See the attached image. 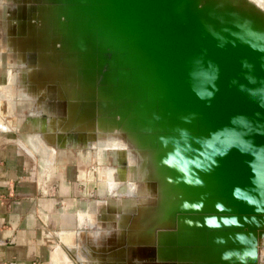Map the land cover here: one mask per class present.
Wrapping results in <instances>:
<instances>
[{"label": "water", "instance_id": "water-1", "mask_svg": "<svg viewBox=\"0 0 264 264\" xmlns=\"http://www.w3.org/2000/svg\"><path fill=\"white\" fill-rule=\"evenodd\" d=\"M18 1L25 12L74 2L131 57L156 117L167 125L173 145L168 168L189 194L174 216L188 224L172 225L157 244H140L149 257L159 264H258L264 232V12L229 1L207 8L210 23L196 0ZM10 7L9 16L0 8V42L7 46ZM14 48L8 46L18 53ZM47 96L53 103L58 98ZM153 179L148 193L155 200Z\"/></svg>", "mask_w": 264, "mask_h": 264}, {"label": "rangeland", "instance_id": "rangeland-1", "mask_svg": "<svg viewBox=\"0 0 264 264\" xmlns=\"http://www.w3.org/2000/svg\"><path fill=\"white\" fill-rule=\"evenodd\" d=\"M201 1L203 2V4L205 2L207 3L203 5ZM217 1L218 0H196L198 6L200 8L205 7L206 11L212 6H216ZM219 1L218 3H222L223 1V4H225L226 2L231 0H225L226 2H224V0H221L220 2ZM30 2L31 0H28L27 4L30 5ZM18 3H20V1L18 0H0V8L3 4L5 6V14L9 16L10 11H8L7 9H9L11 4H14L15 7V5ZM34 4H37V2H35ZM210 4L211 7H209ZM244 4L252 8H263L264 11V0H257L253 4L247 3L245 1ZM65 5H75V3L70 1L62 5L59 2H53L46 6H40V9L38 8L34 10V12L32 9H28L27 12L24 11V13H22V15L24 16V21H22L21 29L19 30L16 36L17 38H15V40L25 51L23 59L21 60V58H18L17 55L20 56L19 51L18 53H15L14 50H9L8 46L6 45L7 43H3L5 41L1 40L0 69L2 70L0 72V79L4 80V83L1 84H5V82L8 81V72L11 69L13 71L17 70L18 72L19 70L23 71L27 68H32L34 70H37L36 72L39 73L43 81L54 84L57 88L61 87L63 89V92L65 93L63 94L70 105L69 114L65 118L64 122H68L69 125L65 127L66 129H63L59 127L61 118L59 116H50V118H55L56 132L58 131V133L55 132L56 146L54 159L57 165L55 171L65 172V175L67 177L66 186L68 188L72 187L73 189L74 187L75 189L80 187V192L78 191L77 193L81 194V197H86L88 202H102L107 204L108 201H111L110 203L115 208L114 211H118L120 215L127 216L112 217L111 219H108V223L103 225L102 227L97 226L95 223L90 224L85 222L82 226L83 230H87L88 233H91V231L100 232V234H98L99 242L96 245L95 243L91 244L93 242L90 241L89 246L80 248L76 253L79 262L75 261V264H159V262L154 261V258L149 257V253L147 254L148 247L140 244H157V240H161L163 237L169 234L167 229L171 228L172 225L177 227H185L188 223L187 220L183 222H181V220L180 222H178V224H176L175 221H171V224H169L174 206L178 203L180 204L183 198L187 197L186 199H188L189 194L184 192L186 191V189L183 186L182 187L185 190H182L181 186H177L179 183L175 185L179 176L175 178L176 181L173 180L175 182H172V179L175 177V175H178L177 173L174 174L175 170H173L174 173L172 171L174 176H170L172 177L171 181L169 180L170 178H167V180H165L163 179L165 178L164 176L166 175L167 177H169L170 174H166L167 171L164 168V164L163 166L161 164L157 165L159 162L162 163L161 160H163L165 157H163V155L166 151H162L167 145L161 137L169 136L170 138L171 136L168 132L169 129L164 123L160 124V126L158 124L160 123V121L156 117V111H151L152 109H154L153 101L148 98L149 94L146 91L147 89L144 88L146 92L145 95L144 90L141 88L140 80L135 76L133 67L130 64V56H127L128 60L130 61L129 62L126 59V53L123 51V49H115L122 47L118 44L113 43L111 40L105 39L100 31L96 34L97 38L93 40L92 32L95 33V31L89 32V27H91L92 22L89 21L84 15L82 16V14L77 12L75 9L71 10V8H68V10L64 12L60 7H64ZM14 7L11 6L10 9ZM216 7L219 8V5ZM76 13H78V17L80 16L78 18V21H80L79 24H81V26L84 25L82 27L88 29L83 30L85 33L83 34V38L81 36H78L79 38H77L74 33H72V30L79 33L78 31H76ZM209 15V11H207L206 15L204 13V16L207 17L208 22L211 21L209 19ZM9 27L10 23L7 26V30L9 29ZM91 42L96 45L94 53H92L93 50H90ZM83 43H85L84 46ZM81 46H83V48L81 49L82 52H80L79 50ZM29 47H33L35 48V50H30L28 49ZM101 47L110 49H105L103 50L101 55H98L96 49H101ZM76 49L79 53H81V57L76 58L72 55V53H75L76 56L79 55ZM12 51L15 53V55H12ZM107 51L110 53L111 59L107 58L109 56L108 54L106 56L108 62L104 63V54ZM113 51H115L116 57L112 64V70L110 73V64L112 63V59L114 58ZM15 56H17L19 61L15 60ZM36 56H38V58ZM79 60L84 61L88 65L79 66ZM85 67H91L93 71L90 72V69L84 71L83 69ZM52 71H54V74ZM99 73L100 77L99 79H97L96 76ZM91 74H93V76L89 77ZM113 76L114 79L112 80ZM17 78L18 77H15L12 80L13 84L19 82L23 83L21 78ZM37 81H39V79H37ZM13 95L15 101L21 98L23 99V101L28 100L29 104L33 102V104L35 105L37 104V98L39 99V106L37 104V111H35V109L33 110L34 112L32 111V113H29V111H23L24 115H22V118H24L26 122L28 117H39L38 119L41 123L40 130H44V118H47L49 116L47 111L44 110L42 106H40V101L41 104L42 102L43 104H48L51 99L49 100L47 94H45L43 91L39 93L37 98H31L30 95L29 98H25L21 94L13 91ZM57 97V99H60L59 97L61 96ZM5 100L6 98L3 99V101ZM55 102L58 103V100H55ZM125 103L130 107L124 106ZM122 107L123 110H125L124 112H130L128 113L130 116L127 114L129 118L134 112L135 115H133L137 116L136 118L143 116V121H141L142 128L139 129L141 132H136L137 134L141 133V135L144 133L145 135L150 134L151 137L154 136L155 138L152 137L151 139V143L154 142L151 146L154 147L146 148L144 145L140 144L137 145L134 150L126 143L118 144L115 142V135L118 131L117 127H115L118 124H115L116 120L121 118V114L122 116H124V118L126 117V119H128V116L126 115L127 112L124 114L121 110ZM137 109H139L140 111ZM13 111L14 112L10 113V115L9 113L5 112V115L16 119V109H14ZM119 111L120 113H122L120 114ZM141 111H144L145 115H143L144 112L141 113ZM86 112L89 115H87ZM133 115L130 120L134 119ZM144 116H146L147 118H145ZM25 122L24 127L19 122V130L23 129L22 131L25 132V134H35L39 132V129L37 130L38 127L35 128L36 130H31L33 128L29 129L28 124ZM125 127L126 126L121 125V128L123 130H125ZM84 130H87V132H85ZM105 130H111L108 133H113L114 135L106 137L107 133ZM83 132H85V137L87 134V139L91 138V141H89V139L87 141L85 137L84 139L83 137H80V133ZM73 133L77 135L75 137H72ZM121 133L124 134V132H120V134ZM141 135H139L140 138L143 136ZM158 136H160V138ZM77 138L79 139V141L76 140ZM144 138H141V140ZM161 139L164 143L161 141ZM98 142H101L103 145L105 144V146L120 145L125 147L126 150L119 151L110 148L99 149L97 148V146L99 145ZM156 144H162V146H164H161L163 149L161 147L159 148L160 145L157 146ZM24 147L27 148L26 146ZM38 147L40 148V150L37 151L38 153H36L37 163L44 166L45 164L42 161V157L45 156L46 148H44L43 146ZM156 148H159V150L161 151H158ZM154 149H156L157 151H154ZM127 150L131 154V161L135 162L134 164L137 168L135 175L133 166L131 164L129 165L126 158ZM148 150L150 151L149 153ZM171 151L169 153L166 152V154L170 155ZM29 152L32 154L33 150H30ZM153 152H155V154L157 153V156H155L154 162H150L148 161L150 159L149 154H154ZM159 152L160 154L164 153L161 160L159 157L161 156ZM152 154L151 157L154 158ZM156 157L157 159L159 158V161L156 160ZM161 169H165V171ZM110 170H115L116 172L120 173L121 177L116 180L115 184H112V187H110V182L103 173ZM161 171H163V174L161 173ZM134 176H136L137 181H139L140 178H145L146 180L154 178L153 180L155 181L154 185H156V193L153 194L156 196L155 200H153V196L148 192L143 193L137 191L136 189H131L130 187H128V181L134 180ZM157 184L160 190V194H157ZM154 185H152V188ZM74 192L76 191L74 190ZM161 196L166 197V200L162 201ZM147 201H149V203ZM150 203H154L155 205L151 206L152 204ZM140 206L145 208L141 209ZM139 208L141 209L140 218L142 220L138 219L137 214L139 212ZM143 219L148 221L152 236L146 235L148 224H146L147 222L144 223L145 221ZM177 220H179V217ZM166 221H168L169 223L166 224ZM261 223L264 224V219L261 221ZM262 234L264 238V232ZM261 243L262 241L258 244V247H260L258 264H264V246H261ZM118 255L121 256L119 257Z\"/></svg>", "mask_w": 264, "mask_h": 264}, {"label": "crops", "instance_id": "crops-1", "mask_svg": "<svg viewBox=\"0 0 264 264\" xmlns=\"http://www.w3.org/2000/svg\"><path fill=\"white\" fill-rule=\"evenodd\" d=\"M79 61V66L82 63L88 65L84 61ZM8 74L9 79L5 84H1L4 80L0 79V264H75V261H78L72 248L79 245L83 247L90 244V241L96 245L99 242L100 232L88 233L82 229L83 224L95 223L102 227L107 215L119 213L114 211L111 201L107 204L88 202L86 197H81V194L77 193L80 187L68 188L65 172L55 171L57 167L55 159L47 169L37 163L38 152L33 151L32 154L29 152L31 144L28 137L47 131L50 117L44 118V130H40L39 117H28L25 122L22 118L23 111L29 113L34 109L37 111L39 93L25 91L20 82L13 84L12 80L18 76L15 73L11 74L10 71ZM13 91L25 98H29V95L31 98L36 97L38 106L33 102L29 104L28 100L23 101L21 98L15 101ZM45 94L52 98L56 97L50 90ZM54 100H58V103L41 104L40 101V106L49 116L63 115L66 109L63 102L59 99ZM14 109L16 119L5 115V112L10 115ZM19 122L23 127L24 122L27 123L29 129L33 128L31 130L38 127L39 132L25 134L23 129H18ZM46 149L47 158L51 160L53 149L50 145H47ZM110 149L122 151L119 148ZM103 173L108 178L110 187L120 178V173L115 170ZM142 179L144 182L148 181ZM128 187L132 188L130 180ZM178 217V222L186 220ZM66 254L70 259L65 258Z\"/></svg>", "mask_w": 264, "mask_h": 264}, {"label": "bare ground", "instance_id": "bare-ground-1", "mask_svg": "<svg viewBox=\"0 0 264 264\" xmlns=\"http://www.w3.org/2000/svg\"><path fill=\"white\" fill-rule=\"evenodd\" d=\"M198 1V0H197ZM219 1V0H218ZM218 1H217V3H216V6H218L219 5V8L221 7V6H223V1H222V3L220 4V3H218ZM232 1V0H231ZM247 2V3H251V4H253V3H255L257 0H233V2H238L237 4H244V2ZM202 2V1H201ZM205 2V1H204ZM215 2V1H214ZM224 2H226L225 0H224ZM229 2V1H228ZM205 3H207V2H205ZM205 3L203 4V2H202V4L203 5H205ZM227 3V2H226ZM198 4V3H197ZM218 4V5H217ZM208 5V4H207ZM221 5V6H220ZM76 5H65L64 7H60V8H62V10L65 12L66 10H68V8H71V10H76L77 12H79L78 11V9L75 7ZM209 6H211V4L209 5ZM13 7H14V5H13ZM25 8V6L23 7V4H21V3H18L17 4V6L15 5V7H14V9H13V12H12V17L14 18V19H12V21H13V25L12 24H10V27H9V38H8V43H9V47H11V48H16L17 50H19V52H20V56H19V58H21L22 57V53L24 52V50L22 49V47H20L19 46V44H18V42H16V40H15V38H17L16 36H17V34H18V32H19V30L21 29V24H22V21H24V16L22 15V13H24V9ZM40 9V8H39ZM204 9H205V7H204ZM261 10L263 11V8H261ZM40 11V10H39ZM48 11V10H47ZM0 12L2 13V10H0ZM264 12V11H263ZM206 14H207V12H206ZM205 14V15H206ZM83 16V15H82ZM210 16V15H209ZM80 17V16H79ZM78 17V13H76V15H75V18H76V23L75 24H77V27H76V31H78L79 33H77V32H74L73 30H72V33H74V35L77 37V38H79L78 36H81L82 38H83V34H85L84 33V31L83 30H88V29H85L84 27H82V26H84V25H82L81 26V24H79V22L80 21H78L79 18ZM205 17V16H204ZM206 19L205 20H207V17H205ZM86 19V18H85ZM88 19V18H87ZM86 19V20H87ZM210 19V18H209ZM81 20V19H80ZM89 20V19H88ZM211 20V19H210ZM36 21V20H35ZM34 21V22H35ZM208 21V20H207ZM84 22H86V21H84ZM83 22V23H84ZM89 22V21H88ZM92 22V21H91ZM212 21H210V23H211ZM85 24V23H84ZM88 24H90V23H88ZM94 24V25H93ZM86 25V24H85ZM35 26H36V23H35ZM88 27V26H87ZM23 28V27H22ZM92 31H95V33L94 32H92ZM88 32V31H87ZM89 32H92V38H93V40H95L96 38H97V36H96V34L97 33H99V31H98V29H97V27H96V25H95V22H92L91 23V27H89ZM103 36H104V38L105 39H107V40H110L108 37H106L104 34H103ZM15 40V41H14ZM113 43H115V44H117V42L116 41H112ZM112 43V44H113ZM84 44L85 43H83V46H84ZM90 45H91V48H90V50H93L92 51V53H94L95 52V47H96V45L94 44V43H90ZM83 46H81L80 47V52H82V48H83ZM105 49H110V48H103V47H101V49H96V52H98V55H101L102 54V52H103V50H105ZM115 49H123V48H115ZM76 51L78 52V50L76 49ZM79 53V52H78ZM113 53H114V58L112 59V63L110 64V73H111V70H112V64H113V62H114V59H115V57H116V55H115V51H113ZM72 55L74 56V57H76V58H78V57H81V53H79V55L78 56H76L75 55V53H72ZM128 56V54H126V57ZM131 58V57H130ZM127 60H128V57L126 58ZM129 61V60H128ZM130 62V61H129ZM80 63V62H79ZM130 64L132 65V62H130ZM82 65H83V63H82ZM132 67H133V65H132ZM16 71V70H15ZM13 71L12 69L10 70V73L12 74V73H15V75L16 76H18V78H21L22 79V81H23V83L21 82L20 84L21 85H23V87H24V89H25V91H27V92H30V93H32V92H34V93H41V92H43L44 91V93H46V91H48V90H50L51 92H54V94H55V96H61V97H59L60 99L59 100H61L62 102H63V104H64V106H65V112H64V114L63 115H61V116H59L61 119H60V126L59 127H61V128H63V129H66L65 127H67L68 125H69V123L68 122H64V120H65V118L68 116V114H69V109H70V105H69V103H68V101H67V99H66V97L64 96V92H63V89L61 88V87H56L54 84H51V83H48V82H46V81H43V79H41V76L39 75V73H37L36 71L37 70H34V69H32V68H27L26 70H24L23 72H22V70H19L18 72L16 71ZM133 71H134V74H135V76L136 77H138L139 78V76H138V73H137V70L136 69H134L133 68ZM39 72V71H38ZM53 72V74H54V71H52ZM136 73H137V75H136ZM37 79H39V81H37ZM114 79V76H113V78H112V80ZM139 80H140V78H139ZM140 83H141V88L144 90V84L141 82V80H140ZM43 84V85H42ZM102 92V91H101ZM100 92V93H101ZM64 93V94H63ZM144 93H145V95H146V92H145V90H144ZM148 93V92H147ZM103 95V94H102ZM102 95H101V97H102ZM147 97H148V95H147ZM149 99H151V97H150V95H149V97H148ZM104 101V100H103ZM151 101H152V99H151ZM128 104H126L125 103V105L124 106H127ZM123 106V105H122ZM123 106V107H124ZM123 107H122V112L125 114L126 112V115L128 114V113H130V112H128V111H126V112H124L125 110H123ZM127 107H130V106H127ZM133 107V106H132ZM135 107V106H134ZM137 108V107H136ZM131 109V108H130ZM140 109V108H139ZM139 109H137V110H139ZM120 110V111H121ZM141 110V109H140ZM139 110V111H140ZM155 111V108L154 109H152L151 111ZM120 111H119V113H120ZM134 111H135V109H134ZM138 111V112H139ZM121 112V113H122ZM131 112H132V110H131ZM144 112V111H143ZM142 111H141V113H143ZM118 113V114H119ZM120 113V114H121ZM140 113V112H139ZM155 113V112H154ZM86 114H87V112H86ZM134 115H135V112L133 113ZM133 114H131V117L130 118H132V115ZM136 114H137V111H136ZM84 115H85V112H84ZM87 115H89V114H87ZM129 115V114H128ZM127 115V116H128ZM133 115V116H134ZM141 115V114H140ZM143 115H145V112H144V114ZM130 116V115H129ZM129 116H128V119H126V117L124 118V116H122V114L120 115V119H117V120H120V121H117L116 120V123L115 124H117L115 127H117V133H116V135H115V142L116 143H118V144H122V143H126V144H128L129 145V147H131L132 149H134L137 145H140V144H142V145H144L146 148H150V147H154V146H151V145H153V143L154 142H152L151 143V139H152V137H154V136H150V134L149 135H145L143 132V136L141 135V133H138L137 134V132L136 131H140L139 129H141L142 128V122L141 121H143L142 120V117L140 116L139 118H136L137 116H134V119H132V120H130V118H129ZM85 117H87V116H85ZM123 117V118H122ZM145 118H147L146 116H144ZM144 118V119H145ZM156 118V117H155ZM152 119V118H151ZM154 120V119H153ZM157 120V119H156ZM55 118L54 117H52V118H50V125H49V128H48V130L47 131H45V132H43L42 134H38V135H30L29 137H28V141L30 142V144H31V146H30V149L31 150H33V151H39L40 150V148L38 147V146H43L44 148H46V146L47 145H50L51 147H52V149H53V151H52V157H51V160H49L48 158H47V149H46V151H45V156L44 157H42L43 159H42V161L44 162V166H45V168L44 169H47V167L49 168L51 165H52V162H53V160H54V149H55V146H56V138H55V132H56V125H55ZM158 121V120H157ZM154 123V122H153ZM159 125L160 124H163V123H161V121H160V123H158ZM121 125H124V126H126L125 127V130H123L122 128H121ZM161 126V125H160ZM58 127V128H59ZM151 127H152V125H151ZM157 127V126H156ZM69 128V127H68ZM149 130H151V129H149ZM156 130V129H155ZM120 132H124V134L123 133H121L120 134ZM141 132V131H140ZM169 132V131H168ZM56 133H58V131L56 132ZM165 133V132H164ZM163 133V134H164ZM167 133V132H166ZM170 134V133H169ZM139 135H141L142 137L141 138H144V139H142L141 140V138L139 137ZM145 135V136H144ZM155 135V134H154ZM162 135V134H161ZM151 137V138H150ZM159 138H160V136H158ZM36 138H38L37 140H35V141H33V139H36ZM155 138V137H154ZM161 138H163V140H164V142L166 143V147L163 149L162 147H164V146H162V144L160 145V144H158V145H160L159 146V148L161 147L162 149H163V151L162 152H167V153H169L171 150H173V145H172V141H171V137L169 138V136H164V137H161ZM41 139L43 140V141H41ZM168 139H169V141H168ZM141 140V141H140ZM158 140V139H157ZM154 141V140H153ZM161 141H162V139H161ZM161 141H160V143H161ZM168 141V142H167ZM163 142V141H162ZM163 142V143H164ZM156 143V142H155ZM158 143H159V141H158ZM98 146H97V148H99V149H101V148H106V149H108V148H119L120 150H123L124 151V149H126L125 147H123V146H120V145H106L105 146V144L103 145L101 142H98ZM96 145V144H95ZM157 145V144H156ZM157 145V146H158ZM159 148L157 149L158 151H161V150H159ZM151 149H153V148H151ZM156 149H154V151L156 150ZM135 150V149H134ZM150 150V149H149ZM148 150V153L151 151H149ZM156 150V151H157ZM152 152V151H151ZM166 152H165V154L163 155V154H160V152H159V154L161 155V156H159L160 157V160H161V158H163L164 156V159L163 160H161V162L162 163H158L157 161V165H159V164H161L162 166H163V164L165 165L164 166V168L166 169V171H167V173L166 174H170L169 175V177H167L166 175H165V173H164V177L165 178H163V179H165V180H167V178L171 181V178L174 176V174H176L177 173V171L175 170V173H174V171H173V173H172V171L171 170H169V168H168V165H169V157H170V155L172 154V151H171V154L170 155H167L166 154ZM127 153H128V155H127V158H128V160H129V162L130 163H135L134 161H131V157H130V153H129V151L127 150ZM144 153V152H143ZM154 154H152V153H150L149 154V156H150V159L148 160V161H150V162H154L155 161V156H157L156 154H155V152H153ZM151 154L154 156V158L153 157H151ZM162 155H163V157H162ZM146 156H147V154H146ZM145 156V157H146ZM169 156V157H168ZM159 159V158H158ZM157 159V157H156V160H158ZM159 161V160H158ZM134 166H135V164H134ZM161 166V167H162ZM163 168V167H162ZM165 169L163 170V169H161V170H163V171H165ZM136 171H137V168H136V166H135V173H134V175L136 174ZM163 171H161V173L163 174ZM157 172V171H156ZM172 173V174H171ZM173 175V176H172ZM170 176H172V177H170ZM178 177V175L176 176L175 175V177L172 179V182H175L176 180H175V178H177ZM168 180V181H169ZM173 180H175V181H173ZM167 181V182H168ZM178 181V182H177ZM176 181V184L175 185H177V183H179V184H181V182H180V180H179V178H178V180ZM130 182H131V186H132V188L131 189H136L137 191H140V192H143V193H145V192H148V190H149V188H150V184H149V182H144V180L141 178L139 181H137V179H136V176H135V179L134 180H130ZM171 182V183H172ZM136 183H138L139 185L137 186V184ZM177 185L178 187L179 186H183V185ZM178 189H180V188H178ZM182 190H185V189H183V187L181 188ZM182 192V191H181ZM185 193H187L186 191H184ZM157 194H160V190H159V187H158V184H157ZM183 194V193H182ZM189 196V195H188ZM156 197V196H155ZM159 197V196H158ZM187 198V197H186ZM186 198H183L182 199V201H181V203L183 202V200H184V202L185 201H188V199H189V197H188V199H186ZM161 200L162 201H165L166 200V197H164V196H161ZM161 202V201H160ZM179 204V203H178ZM178 204H176L175 206H174V208H173V212H172V214H171V220L168 222V221H166V224H171V221H175L176 222V224H178V216H174V210H175V208H176V206L178 205ZM167 206V205H166ZM148 207V206H147ZM140 208L141 209H144L145 207H142V206H140ZM139 208V212H138V219H140V220H142L141 218H140V209ZM144 214V213H143ZM133 216V215H132ZM112 217H127L126 215H120V214H116V213H112V214H109V215H107L105 218H104V222H103V225H105V224H107L108 222H107V220L108 219H111ZM144 220V219H143ZM145 222L144 223H146V224H148L147 225V230H146V235L147 236H152V232H151V230H150V226H149V223H148V221H146V220H144ZM110 222V221H109ZM164 223V222H163ZM162 223V224H163ZM188 224V223H187ZM179 226V225H178ZM186 227V226H185ZM262 241V240H261ZM262 243H263V245H264V238H263V241H262ZM87 246H89V244L88 245H85V246H83V247H87ZM91 246V245H90ZM81 245H79V246H77L76 248H72V252H73V254H74V256H75V258H76V260L79 262V260L77 259V256H76V253L78 252V250L80 249V248H83ZM198 257H200V256H198ZM65 258H67V259H70V257H69V255H65Z\"/></svg>", "mask_w": 264, "mask_h": 264}]
</instances>
